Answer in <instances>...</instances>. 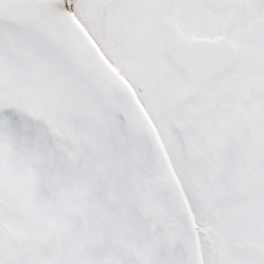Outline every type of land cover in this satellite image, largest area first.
I'll return each mask as SVG.
<instances>
[{
  "label": "snow or ice",
  "instance_id": "obj_1",
  "mask_svg": "<svg viewBox=\"0 0 264 264\" xmlns=\"http://www.w3.org/2000/svg\"><path fill=\"white\" fill-rule=\"evenodd\" d=\"M0 264H264V0H0Z\"/></svg>",
  "mask_w": 264,
  "mask_h": 264
}]
</instances>
